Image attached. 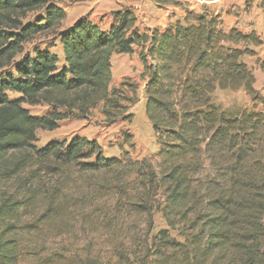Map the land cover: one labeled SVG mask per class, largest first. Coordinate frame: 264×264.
Segmentation results:
<instances>
[{"label":"trees","instance_id":"obj_1","mask_svg":"<svg viewBox=\"0 0 264 264\" xmlns=\"http://www.w3.org/2000/svg\"><path fill=\"white\" fill-rule=\"evenodd\" d=\"M258 8L264 20V0ZM65 18L54 0H0V179L21 193L0 196V264H264V111L232 113L212 100L216 90H243L262 102L242 61L257 36L224 30L207 11L146 31L130 9L106 29L81 17L62 30ZM42 35L55 37L60 56L24 53ZM135 49L156 161L105 158L79 136L34 146L36 132L56 130L66 110L101 104L105 120L130 122L135 85H109L111 57ZM40 103L54 111L37 117L23 107ZM68 172L87 189L67 193ZM23 213L33 220L21 222ZM156 213L166 228L153 233Z\"/></svg>","mask_w":264,"mask_h":264},{"label":"rangeland","instance_id":"obj_2","mask_svg":"<svg viewBox=\"0 0 264 264\" xmlns=\"http://www.w3.org/2000/svg\"><path fill=\"white\" fill-rule=\"evenodd\" d=\"M178 1L181 6L177 7H157L151 0H54V3L66 14L65 20L61 24L62 30L69 28L81 17H87L101 28L106 29L113 22V14L122 9H130L134 13L137 19L136 25L140 31L162 30L175 21H182L186 10L194 13L207 11L219 15L224 30L236 28L242 33H254L260 41L256 47L249 46V49L253 51V56H245L242 61L252 71L255 81L254 89L261 97L262 102L253 103L243 90L236 92L216 90L212 95V100L221 109L232 113L242 109L264 111V20L258 8V0H254L251 4H249L250 0ZM40 16V12L29 14L24 23L33 22ZM44 48L61 55L58 41L52 35L37 36L24 46V53L32 55L35 49ZM138 53L139 50L135 49L131 55H113L111 57L109 90L119 88L122 83H130L136 87V102L128 109V113L132 115L130 122L118 119L111 123L105 120L101 114V104L96 108L84 111H80L79 108L71 112L66 110L68 116L58 122L56 130L36 132L37 141L34 146L39 149L54 141L68 143L75 136H79L96 141L105 158L128 156L133 161L144 158L156 161L158 146L144 114L145 79L142 77L143 69ZM7 96L11 99L16 97L11 93H8ZM23 107L28 110L30 115L37 117L46 116L54 111L44 103L34 106L24 105ZM56 111L65 112L63 109H56ZM83 179L75 173L68 172L64 182L65 191L69 193L74 189L86 190V183L83 182ZM42 180L47 185H54L56 181H59L57 177L46 176ZM13 184V180L0 179V196L10 195L15 189ZM15 191L16 196L21 194L18 190ZM30 213L35 215L33 211ZM25 214L23 213L21 222L33 220L32 217H24ZM153 220V233L166 228L160 213L154 214ZM170 235L178 241L182 240L177 237L174 231H170ZM28 263L29 260L18 264Z\"/></svg>","mask_w":264,"mask_h":264}]
</instances>
